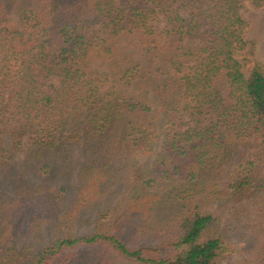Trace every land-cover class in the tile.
<instances>
[{
    "label": "trees",
    "instance_id": "obj_1",
    "mask_svg": "<svg viewBox=\"0 0 264 264\" xmlns=\"http://www.w3.org/2000/svg\"><path fill=\"white\" fill-rule=\"evenodd\" d=\"M245 3L264 7L0 0V264H220L221 223L245 198L258 240L246 264H264V66ZM79 147L70 203L56 179ZM122 149L156 155L153 183L114 163ZM126 179L133 198L103 210Z\"/></svg>",
    "mask_w": 264,
    "mask_h": 264
},
{
    "label": "rangeland",
    "instance_id": "obj_2",
    "mask_svg": "<svg viewBox=\"0 0 264 264\" xmlns=\"http://www.w3.org/2000/svg\"><path fill=\"white\" fill-rule=\"evenodd\" d=\"M241 13L249 23L247 37L251 42L250 47L254 49L253 57L264 66V7L256 8L248 3H245L241 9ZM42 83H45L44 89L49 91L51 90L52 85H59V79L54 78L48 81L42 80ZM109 153L114 155L115 164L122 162L123 158L135 162L136 166L141 168L144 174H146V176L143 175L142 177L144 182L151 181L154 178L155 175L152 173L154 167L151 163H153V159L156 157L155 154L145 156L143 153L124 151L123 149L111 150ZM24 157L25 153H19L17 154L15 161L21 166L23 164ZM88 158L89 154L81 147L75 148L73 150V159L70 163L71 169L68 170L69 172L66 171L61 173V175L56 179L57 186L65 185L68 187L66 197L70 203L76 197L78 171L82 168V165L86 163ZM57 165V169L59 170L61 162L59 161ZM156 170L162 176L164 175L163 172L166 170V166H162L161 169ZM57 172L60 173L61 170ZM31 173L34 172H32L31 169H28L27 175H30ZM1 176L2 179L5 177L3 173ZM125 181L126 182L122 184L124 188L119 189L117 194L103 198L101 202V208L103 210L116 208L121 202L127 199L131 200L133 198L132 196H134V192L136 191L130 185L132 180L126 179ZM5 182L8 185L10 180L6 179ZM151 183L153 182L151 181ZM128 187L132 190L128 191ZM8 192L12 193L10 188ZM151 197L152 195L149 193L145 196V199H149ZM256 207L257 206L251 198H245L233 203L227 208L220 229L225 235L226 243L230 250L228 256L225 257L220 264H246V261L253 258L255 254L253 247L256 242H258L257 233L254 232L255 226H257L256 221L254 220V210ZM47 224L49 225L50 223L47 221V223L43 222L41 224L42 232L45 231V227H48ZM124 233H126L125 235L130 238V235L133 232L131 229H126Z\"/></svg>",
    "mask_w": 264,
    "mask_h": 264
}]
</instances>
